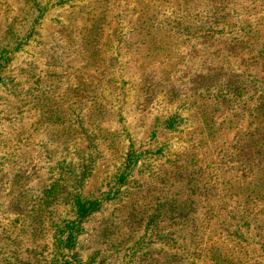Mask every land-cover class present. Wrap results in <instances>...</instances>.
<instances>
[{
    "label": "rangeland",
    "instance_id": "rangeland-1",
    "mask_svg": "<svg viewBox=\"0 0 264 264\" xmlns=\"http://www.w3.org/2000/svg\"><path fill=\"white\" fill-rule=\"evenodd\" d=\"M0 264H264V0H0Z\"/></svg>",
    "mask_w": 264,
    "mask_h": 264
}]
</instances>
